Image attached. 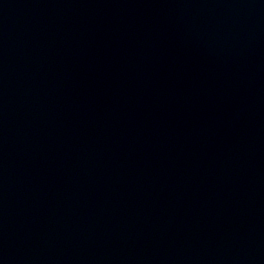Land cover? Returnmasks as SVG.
Returning a JSON list of instances; mask_svg holds the SVG:
<instances>
[{
  "label": "water",
  "instance_id": "95a60500",
  "mask_svg": "<svg viewBox=\"0 0 264 264\" xmlns=\"http://www.w3.org/2000/svg\"><path fill=\"white\" fill-rule=\"evenodd\" d=\"M0 264H264V0H0Z\"/></svg>",
  "mask_w": 264,
  "mask_h": 264
}]
</instances>
